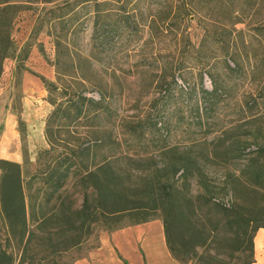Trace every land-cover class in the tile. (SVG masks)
<instances>
[{
	"label": "rangeland",
	"instance_id": "374dc122",
	"mask_svg": "<svg viewBox=\"0 0 264 264\" xmlns=\"http://www.w3.org/2000/svg\"><path fill=\"white\" fill-rule=\"evenodd\" d=\"M69 1H77L74 14L69 8H56L63 0L28 4L18 13L12 27L16 50L4 61L0 77V136L9 126L8 115H13L20 163L24 164L23 151L29 159L24 167L27 178L41 172L49 157L90 145L96 156L87 162L88 168L111 162L125 173L122 189L137 200L151 177L180 185L181 173L174 174L179 160L188 152L206 155L205 144L220 137L240 140L234 145L235 155L244 156L221 167L204 164V181L211 184L220 173L245 168L247 158L264 144V0H99L109 3L101 8L112 10L110 20L119 32L108 37L100 33L98 44L93 39V2ZM189 5L192 14L187 16ZM73 15L78 22L73 23ZM57 35L73 54L88 59L80 76L65 75L63 84L97 100L103 94L109 112L60 129L56 145L46 154L51 145L45 128L53 105L41 77L57 81ZM212 79L222 93L208 97L204 91H212ZM19 120L24 123L22 136ZM85 174L78 166L60 191L65 211L81 208L84 195L92 194ZM188 183L193 194L202 191L196 177ZM41 186V180L36 181L30 193ZM133 217L97 222L87 240L63 252L59 262L131 264L121 261L117 252L113 257L109 249L99 253L98 248L103 234L129 226ZM47 238V232L36 233L26 250V263L45 264ZM0 239L3 244L9 239V250L22 254L2 219Z\"/></svg>",
	"mask_w": 264,
	"mask_h": 264
},
{
	"label": "trees",
	"instance_id": "16d2710c",
	"mask_svg": "<svg viewBox=\"0 0 264 264\" xmlns=\"http://www.w3.org/2000/svg\"><path fill=\"white\" fill-rule=\"evenodd\" d=\"M55 1L59 0H0V77L4 61L13 56L16 50L12 27L18 13L28 4ZM86 1L93 2L95 44H98L100 33L108 37L114 31L119 32L110 20L112 10L101 8L109 3ZM56 8H69L67 10L74 14L77 1L63 0ZM191 8L193 6L189 5L186 9L187 16L192 14ZM76 16L73 15V23L78 22ZM103 16L108 20L102 22L100 19ZM123 19L129 24V16ZM63 30L68 32L65 28ZM54 44L57 52L54 62L57 81L41 77L49 102L53 105L45 128V137L51 145L45 151L46 154H50L52 146L56 145L57 131L78 124L84 118L94 121L100 118L102 112H109L103 94L100 93V99L97 100L88 97L83 91H71L63 84L65 75L80 76L88 59L73 54L69 43H64L58 35ZM211 83L212 91H204L205 94L208 97L221 94L217 82L212 79ZM19 126L22 136L25 131L22 120H19ZM154 126L157 128V122ZM240 142L234 137H220L205 144L202 148L206 152L204 156L188 152L174 170V174L181 173L178 177L182 179L180 185L176 184L177 180L161 182L151 177L146 191L137 200L131 199L122 189L125 173L117 171L111 162L102 161L95 170L88 168L87 162L96 156L90 145L60 153L56 158L49 157L50 161H45L42 171L28 178L24 174V167L29 163L26 151H23L24 164L1 158L0 219L8 226L10 239L22 247V254L18 256L9 250V239L5 244L0 239V264H35L34 260L26 263V250L30 248L37 232L48 234V249L43 258L45 264H64L59 262L62 253L87 240L97 222L130 215L136 218L130 225L160 219L167 248L180 264H253L254 238L259 229H264V144L258 145L255 154L247 158L245 168L238 173H220L217 181L211 184L203 179L206 176L204 164L221 167L230 160L242 158L244 155H235L237 149H234V145ZM99 143L102 144L103 140L100 139ZM78 166L86 171L85 177L89 180L87 186L93 192L84 195L81 208L65 211L60 191ZM191 176L197 178L202 188L197 194H193L190 189L188 179ZM38 180H41L42 186L30 193ZM40 193L43 200H39ZM225 198H229L228 201L225 202ZM51 203L53 206L50 208ZM49 227L54 228V232H48Z\"/></svg>",
	"mask_w": 264,
	"mask_h": 264
},
{
	"label": "crops",
	"instance_id": "0c3cea01",
	"mask_svg": "<svg viewBox=\"0 0 264 264\" xmlns=\"http://www.w3.org/2000/svg\"><path fill=\"white\" fill-rule=\"evenodd\" d=\"M6 122L9 126L0 136V158L20 162L13 115L9 114ZM254 248L255 262L253 264H264L263 228L259 229L255 235ZM104 249H109L113 257L117 252L121 261H129L132 262L131 264H180L167 248L163 223L160 219L126 226L113 230L109 234H103L100 238L99 253ZM81 262L90 264L86 259Z\"/></svg>",
	"mask_w": 264,
	"mask_h": 264
}]
</instances>
